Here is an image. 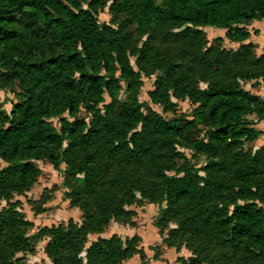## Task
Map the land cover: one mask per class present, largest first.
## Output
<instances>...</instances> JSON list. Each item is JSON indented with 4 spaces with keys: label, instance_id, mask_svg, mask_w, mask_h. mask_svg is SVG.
I'll return each instance as SVG.
<instances>
[{
    "label": "trees",
    "instance_id": "obj_1",
    "mask_svg": "<svg viewBox=\"0 0 264 264\" xmlns=\"http://www.w3.org/2000/svg\"><path fill=\"white\" fill-rule=\"evenodd\" d=\"M108 1L135 20L136 34L122 21H99ZM254 19H264V0H0V85L20 87L9 112L0 104V199L10 201L0 212V264H13L43 236L54 264H122L142 251L139 235H99L86 245L87 236L145 198L161 204L156 225L176 223L168 244L176 237L200 245L182 264H201L211 246L224 252V264H264V145L244 146L263 133L256 122L264 96L238 82L264 83V51L245 41ZM207 25L227 28L240 45L225 48L221 37L208 45ZM158 29L186 49L185 58L153 42ZM156 71L151 102L140 100L142 74ZM105 94L110 101L101 107ZM186 98L194 108L178 112ZM40 159L66 163L67 194L82 221L28 234L32 221L11 196L35 184ZM174 159L183 162L166 173Z\"/></svg>",
    "mask_w": 264,
    "mask_h": 264
},
{
    "label": "rangeland",
    "instance_id": "obj_2",
    "mask_svg": "<svg viewBox=\"0 0 264 264\" xmlns=\"http://www.w3.org/2000/svg\"><path fill=\"white\" fill-rule=\"evenodd\" d=\"M103 2V0H99ZM97 17L101 22L122 21L123 27L127 30H132L134 34L137 32L135 20L129 17V14L125 11L118 10L112 12L109 6V1L99 7ZM183 27V26H182ZM246 27L251 31L250 37L245 41H251L254 44V50L257 55H260L264 51V19H254L246 24ZM179 28H174L178 30ZM202 30L205 33L208 45L214 42L218 37H221L220 43L225 48L236 49L240 42L233 41L226 36L227 28H220L214 26H203ZM164 30L158 29L153 38V42L160 46L164 50L172 51L176 58H185L186 49L176 41L171 42L168 39H164ZM147 35L142 38L145 39ZM142 41H140L141 43ZM136 56H131V61L134 66ZM187 63L190 62V58L187 57ZM195 73L200 76L202 72V66L195 64ZM157 71L153 74H142V88L139 94V98L142 101L151 102L150 90L155 87ZM238 82L246 89H251L254 92L264 96V83H253L252 80H243L238 78ZM200 85L205 87L206 82L200 81ZM20 87L18 83H12L7 86L0 85V104L1 107L9 112L13 101L16 99V93ZM110 101V96L105 94V101L101 102L99 106L103 107L105 102ZM153 107L162 112L165 115H171L170 111H167L160 104H152ZM194 105L191 101L186 99H179L177 101V110L191 113ZM80 116H85L86 120H90V114H87L84 108H81L79 112ZM53 124L59 127L58 117L53 118ZM264 133V130H263ZM262 134V133H261ZM260 137V136H259ZM262 137V136H261ZM264 145L263 140L255 139L253 141H246L244 146L247 149H257L258 146ZM180 151H184L187 156H191V152L187 149L180 148ZM182 159L171 160V164L174 168H167L166 173H175L176 168L182 164ZM6 162L1 160V165H5ZM37 164L40 167V173L35 184L28 190L23 192H14L11 196V200L16 202L17 208L24 214V216L32 221V225L29 227L27 233L32 234L37 232L43 226L58 225L60 223L66 224L70 218L75 221H82V210L79 206L74 205L71 202L70 197L67 194L69 186L65 183L64 169L66 167L65 162H61L56 166L47 159L37 160ZM140 196V193L137 192ZM10 201L7 198L0 199V212L7 208ZM166 205L165 202H162ZM161 204L158 202H150L148 199H142L141 202H134L130 205H126L127 209L131 211L127 216H122L121 219L112 218L110 222L105 226L104 230L100 233L90 232L87 236L86 245L100 236H110L116 234L122 239L131 237L135 234L139 235L137 244L142 248V251L133 254L122 260V264H182L183 257L188 258L193 254L198 253L200 245H197L196 239L192 238L194 242H179L176 243V237L173 242L175 245L168 244V230L171 227H175L174 221H169L168 226L159 227L156 225V220L159 215ZM172 240V237H170ZM47 236H43L38 240H31L29 251H17L13 258V264H54L51 257L46 251ZM198 242L201 240L197 239ZM33 243V244H31ZM217 248V249H216ZM198 249V250H197ZM143 253V257L141 254ZM223 251L219 247H209L202 251L203 261L201 264H224L221 261ZM79 256L86 261L85 248L80 252ZM182 258V259H181Z\"/></svg>",
    "mask_w": 264,
    "mask_h": 264
},
{
    "label": "crops",
    "instance_id": "obj_3",
    "mask_svg": "<svg viewBox=\"0 0 264 264\" xmlns=\"http://www.w3.org/2000/svg\"><path fill=\"white\" fill-rule=\"evenodd\" d=\"M264 37V36H263ZM263 40H264V38H263ZM256 119V118H255ZM256 127H258V128H260V129H262V130H264V118L263 119H260V120H258L257 122H256ZM260 137H258L257 139H259V140H263V138H264V133H262V134H260L259 135ZM262 136V137H261Z\"/></svg>",
    "mask_w": 264,
    "mask_h": 264
}]
</instances>
